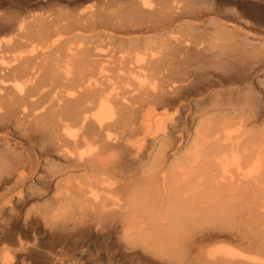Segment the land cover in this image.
I'll return each instance as SVG.
<instances>
[{
	"label": "bare ground",
	"instance_id": "6f19581e",
	"mask_svg": "<svg viewBox=\"0 0 264 264\" xmlns=\"http://www.w3.org/2000/svg\"><path fill=\"white\" fill-rule=\"evenodd\" d=\"M64 1L62 10L14 21L0 13V31L9 32L8 39L0 40V117L11 111L24 120L43 118L40 130L68 171L84 172L74 184L67 170L52 173L54 194L38 217L85 216L84 222L78 220L82 225L77 223L84 234V264H113L106 240L118 228L127 264H247L248 241L260 249L250 250L253 264H264V157L259 147H246L252 137L240 138V132L236 141L224 145H231L230 154L220 143L207 146L208 163L221 172L212 173L210 167L196 172L195 155L187 183L179 180L164 189L128 181L119 148L133 130L135 96L124 95L134 89L122 80L138 78L147 98L164 103L187 87L176 76V63L204 48L190 26L159 45L142 42L146 38L140 35L168 31L167 10L177 13L181 0H102L85 8L82 0ZM165 156L162 147L150 157L154 169L163 166ZM92 245L98 254L106 253V262L94 260ZM226 245L235 250H223Z\"/></svg>",
	"mask_w": 264,
	"mask_h": 264
},
{
	"label": "rangeland",
	"instance_id": "374dc122",
	"mask_svg": "<svg viewBox=\"0 0 264 264\" xmlns=\"http://www.w3.org/2000/svg\"><path fill=\"white\" fill-rule=\"evenodd\" d=\"M3 1L0 0V13L13 21L25 15L57 12L65 6L64 0ZM101 1L82 0L81 6L85 8ZM179 5L181 9L177 13L167 10L168 31L140 36L146 38L142 41L144 44L159 45L168 37L178 36V29L185 26L194 29L204 48L189 51L176 63V76L184 79L182 85L187 84V87L160 103L147 98L146 92L136 83L137 77L134 81L121 82L134 89L124 95L135 96L133 130L123 137L119 148L124 167L130 174L128 181L135 187L151 184L166 189L179 180L187 183V171L192 169L191 160L195 155L199 161L196 172L214 168L208 163L207 146L220 143L224 153L230 154L231 145H224L236 141L240 132V138L252 137L246 147H259L264 157V0H181ZM222 32L226 34L223 38L219 36ZM8 37L7 30L0 31V40ZM17 52L9 53V59ZM132 60L135 62L136 58ZM19 115L8 111L0 117V264H84V234H79L77 229L85 216L78 213L73 217L66 215L65 219L58 216L57 220L38 217L40 209L50 204L49 199L54 194L53 179L56 177H52V173L68 171V165L57 156L41 132L43 118L30 120L31 125L28 119H20ZM253 117L258 121L252 123ZM162 147L166 153L165 163L154 169L152 158ZM149 161L152 164H147ZM214 170L212 173L221 172L219 167ZM66 175L74 184L82 181L84 172L71 170ZM84 196L89 197V194ZM103 202L107 200L103 199ZM117 231L106 240V251L114 254L113 264H127L123 262L127 249L121 245L125 242L123 231L120 228ZM247 232L249 234V229ZM92 237H95L94 233ZM246 245L250 250L260 251L253 242L248 241ZM231 248L235 250V245H226L223 250ZM250 250V253L245 252L247 264L255 263ZM91 253L95 261L102 257L106 262L105 252L98 254L94 247Z\"/></svg>",
	"mask_w": 264,
	"mask_h": 264
}]
</instances>
